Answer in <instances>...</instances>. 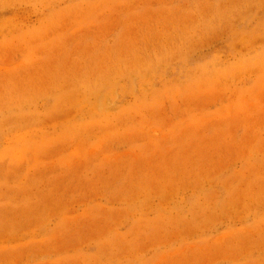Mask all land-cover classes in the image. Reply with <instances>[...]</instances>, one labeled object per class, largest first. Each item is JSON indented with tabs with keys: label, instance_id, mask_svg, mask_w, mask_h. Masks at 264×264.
<instances>
[{
	"label": "rangeland",
	"instance_id": "obj_1",
	"mask_svg": "<svg viewBox=\"0 0 264 264\" xmlns=\"http://www.w3.org/2000/svg\"><path fill=\"white\" fill-rule=\"evenodd\" d=\"M0 264H264V0H0Z\"/></svg>",
	"mask_w": 264,
	"mask_h": 264
}]
</instances>
